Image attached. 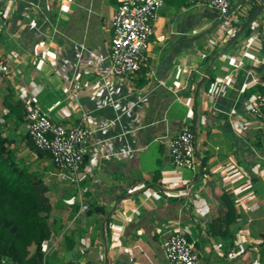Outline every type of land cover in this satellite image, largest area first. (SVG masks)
<instances>
[{"label": "crops", "instance_id": "obj_1", "mask_svg": "<svg viewBox=\"0 0 264 264\" xmlns=\"http://www.w3.org/2000/svg\"><path fill=\"white\" fill-rule=\"evenodd\" d=\"M165 1L148 63L118 77L108 56L121 0H0L12 68L0 132L14 156L30 148L26 103L91 131L76 183L34 148L52 204L44 264H168L178 226L200 264H264V125L244 106L264 92V9L233 41L264 0H232L231 21L201 0ZM187 121L196 172L171 157Z\"/></svg>", "mask_w": 264, "mask_h": 264}, {"label": "built area", "instance_id": "obj_2", "mask_svg": "<svg viewBox=\"0 0 264 264\" xmlns=\"http://www.w3.org/2000/svg\"><path fill=\"white\" fill-rule=\"evenodd\" d=\"M208 8L218 11L231 21L232 0H201ZM165 0H121L112 17L113 38L109 58V73L128 77L140 72L148 63L151 37L156 31V18ZM5 23L0 19V33ZM12 68L0 52V79L10 77ZM56 102L50 109L58 105ZM249 114L264 125V92L244 100ZM25 120L28 134L36 149L50 154L54 165L74 183L84 162V146L91 131L82 124L68 127L54 122L49 114L37 105L26 103ZM173 164L196 172L200 168L197 131L187 121L178 135L170 141ZM168 264H200L197 241L190 239L183 227H175L163 245ZM15 264V263H12Z\"/></svg>", "mask_w": 264, "mask_h": 264}, {"label": "trees", "instance_id": "obj_3", "mask_svg": "<svg viewBox=\"0 0 264 264\" xmlns=\"http://www.w3.org/2000/svg\"><path fill=\"white\" fill-rule=\"evenodd\" d=\"M12 142L0 132V264H44L51 236L48 186L41 174L17 162Z\"/></svg>", "mask_w": 264, "mask_h": 264}, {"label": "rangeland", "instance_id": "obj_4", "mask_svg": "<svg viewBox=\"0 0 264 264\" xmlns=\"http://www.w3.org/2000/svg\"><path fill=\"white\" fill-rule=\"evenodd\" d=\"M29 145H30V148L24 144L22 147H20L22 148L21 150L17 152L14 151L16 153L15 158L21 166L27 167L31 169L32 171H35L41 174L40 172H42V170H45L46 165L42 164V161L37 157L34 147L31 144ZM19 146H20V143H19ZM41 175L43 176V178H46L45 177L46 173H44V175L43 174Z\"/></svg>", "mask_w": 264, "mask_h": 264}, {"label": "water", "instance_id": "obj_5", "mask_svg": "<svg viewBox=\"0 0 264 264\" xmlns=\"http://www.w3.org/2000/svg\"><path fill=\"white\" fill-rule=\"evenodd\" d=\"M264 9V4L258 6L256 9H254V11L249 15V17L247 18V20L245 21L244 26L238 31V33L236 34V36L234 37L233 41L240 35L242 34L245 29L254 21V19H256V17H258V15L263 11Z\"/></svg>", "mask_w": 264, "mask_h": 264}]
</instances>
